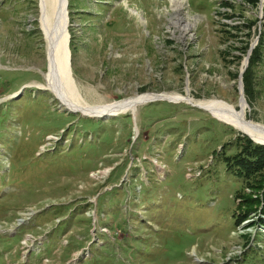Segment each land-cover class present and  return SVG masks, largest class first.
I'll list each match as a JSON object with an SVG mask.
<instances>
[{"label": "rangeland", "instance_id": "374dc122", "mask_svg": "<svg viewBox=\"0 0 264 264\" xmlns=\"http://www.w3.org/2000/svg\"><path fill=\"white\" fill-rule=\"evenodd\" d=\"M183 3L67 0L75 95L239 108L241 91L247 118L264 124V0ZM36 17L28 0H0V264H264V166L248 187L223 160L241 131L184 101L66 110L39 85ZM253 43L245 91L237 76Z\"/></svg>", "mask_w": 264, "mask_h": 264}, {"label": "bare ground", "instance_id": "6f19581e", "mask_svg": "<svg viewBox=\"0 0 264 264\" xmlns=\"http://www.w3.org/2000/svg\"><path fill=\"white\" fill-rule=\"evenodd\" d=\"M183 1L184 0H171L175 12L179 13L182 9L184 4ZM40 18L41 29L47 42V73H43L45 83L39 85L42 88L44 87L52 91L59 99L61 105L71 112H78L84 116L102 117L106 115L112 116L125 111L134 112L138 104L152 101L157 98H163L169 102L184 101L193 106L205 109L213 117L231 125L233 128L249 136L252 140L264 143V124L247 118L248 105L241 91H239L241 95L238 104L239 108L221 99L214 98L195 101L187 94L179 95L169 94L167 92L137 94L129 98L98 106L84 104L74 92L75 84L70 70L69 48L66 41L67 33L65 34L64 31L61 33L56 32L52 29L54 27L51 20L48 22L42 15ZM46 21L48 23H46Z\"/></svg>", "mask_w": 264, "mask_h": 264}, {"label": "trees", "instance_id": "16d2710c", "mask_svg": "<svg viewBox=\"0 0 264 264\" xmlns=\"http://www.w3.org/2000/svg\"><path fill=\"white\" fill-rule=\"evenodd\" d=\"M28 2L32 9V14L34 16H37V0H28ZM68 7H69V4H68ZM35 24H36V21L33 20V25ZM256 51L257 49L255 48V46H253L250 49V53L247 58L246 68L242 72V82H243V87L245 91L247 90L249 83H250L249 77L247 74V68L251 64H253V56L254 58L256 57L255 56ZM236 140L238 143V151L234 152L232 155L225 156L223 158L225 162V168L227 170L235 168L236 174L245 181V185H247L248 187L249 186L251 187L252 184H250V182L253 179L252 175L260 173L262 167L264 166V145L253 143L244 134H242ZM249 198L251 199V202H253L255 205L259 201L257 197L251 198V196H249ZM237 213L234 217V223H237L240 218V217L239 218L236 217ZM245 214L246 213H240L239 216H245Z\"/></svg>", "mask_w": 264, "mask_h": 264}, {"label": "water", "instance_id": "95a60500", "mask_svg": "<svg viewBox=\"0 0 264 264\" xmlns=\"http://www.w3.org/2000/svg\"><path fill=\"white\" fill-rule=\"evenodd\" d=\"M66 5H67V0H49V1L48 0H37V12H38V15H37L35 20L37 22L38 30H39L38 20H39V23H40V17L42 15L43 17H45L47 19L48 22H50V20L52 21V24H53V27H54L52 29H54L58 33H61L62 31H64V33L66 34L67 33V30H66V25H67ZM47 21H46V23H48ZM66 39H67L66 41L68 43V33L66 34ZM253 45H254V43L248 48L245 56L243 57L244 63H243L242 69H239L238 76H237L238 77V84H240L241 73H242V71L244 70V68H245V66L247 64V58H248V55L250 53V48H252ZM155 100H164V99L163 98H157ZM66 110H68V109H66ZM202 110H205V109H202ZM68 111H70V110H68ZM106 117H108V115H106ZM213 118H215V117H213ZM215 119L217 121H219V122H222L218 118H215ZM240 133H242V132H240ZM247 137L252 142H254L256 144L264 145V143L256 142V141L252 140L249 136H247Z\"/></svg>", "mask_w": 264, "mask_h": 264}]
</instances>
